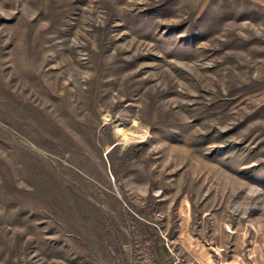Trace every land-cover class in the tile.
I'll return each mask as SVG.
<instances>
[{
    "label": "rangeland",
    "instance_id": "1",
    "mask_svg": "<svg viewBox=\"0 0 264 264\" xmlns=\"http://www.w3.org/2000/svg\"><path fill=\"white\" fill-rule=\"evenodd\" d=\"M0 264H264V0H0Z\"/></svg>",
    "mask_w": 264,
    "mask_h": 264
}]
</instances>
